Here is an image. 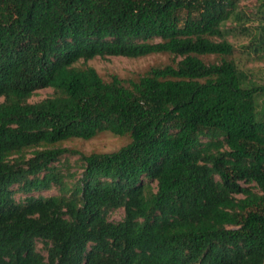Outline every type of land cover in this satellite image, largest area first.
Returning a JSON list of instances; mask_svg holds the SVG:
<instances>
[{
	"label": "trees",
	"instance_id": "trees-1",
	"mask_svg": "<svg viewBox=\"0 0 264 264\" xmlns=\"http://www.w3.org/2000/svg\"><path fill=\"white\" fill-rule=\"evenodd\" d=\"M240 1L0 0V264H264V84L228 39ZM244 32L264 51V17ZM154 54L171 62L138 79L86 66ZM104 132L130 141L61 147Z\"/></svg>",
	"mask_w": 264,
	"mask_h": 264
},
{
	"label": "rangeland",
	"instance_id": "rangeland-1",
	"mask_svg": "<svg viewBox=\"0 0 264 264\" xmlns=\"http://www.w3.org/2000/svg\"><path fill=\"white\" fill-rule=\"evenodd\" d=\"M263 9H259V4L256 0H241L239 5V12H241L242 22L237 25L232 35L229 36L230 42L235 46L234 58L239 63V67L246 71L254 81L259 84H264V51L259 54L255 53L246 47L249 44L250 38L244 32V27H249L253 31L259 25L260 17H264ZM251 20L247 22V19ZM228 26L235 27L236 24L228 23ZM255 33L258 31L255 30ZM206 63L215 61L213 56L201 57ZM171 62V56L166 54H154L137 59H129L125 57H108L95 58L86 63V66H91L97 70L101 77L108 81L113 74L118 75L123 79H138L144 75L151 67L166 65ZM53 94L52 89H43L38 91L30 102H38ZM0 101L2 99L0 98ZM130 141L129 136H117L109 132L98 134L95 138L85 141L81 139H73L61 144V147L70 150H76L84 154L93 152L111 153L119 150ZM61 163L64 164V169L70 170V173L80 175L83 168L79 156L66 155L62 158ZM67 173V172H66ZM154 185H156L154 183ZM57 194L56 190L42 192L36 195L51 196ZM24 196L17 194L16 200L21 201ZM124 216V210H112L109 212V219L111 221H120ZM37 250L44 256L47 255L42 242L37 243Z\"/></svg>",
	"mask_w": 264,
	"mask_h": 264
}]
</instances>
